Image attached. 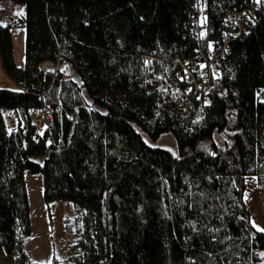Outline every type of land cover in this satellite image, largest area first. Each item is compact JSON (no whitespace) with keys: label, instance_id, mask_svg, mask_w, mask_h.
Here are the masks:
<instances>
[{"label":"trees","instance_id":"obj_1","mask_svg":"<svg viewBox=\"0 0 264 264\" xmlns=\"http://www.w3.org/2000/svg\"><path fill=\"white\" fill-rule=\"evenodd\" d=\"M13 1L25 13L0 25L1 64L19 87L0 90L2 258L38 264L26 250V176L42 174L49 216L56 202L73 211L66 263L53 264H264L245 197L251 178L264 192V20L230 44L208 104L184 94L176 61L221 47L226 12L254 0ZM196 3L201 43L190 33ZM13 28L26 31L24 68ZM47 108L54 129L37 134L31 112ZM137 129L152 141L172 133L178 153Z\"/></svg>","mask_w":264,"mask_h":264},{"label":"rangeland","instance_id":"obj_2","mask_svg":"<svg viewBox=\"0 0 264 264\" xmlns=\"http://www.w3.org/2000/svg\"><path fill=\"white\" fill-rule=\"evenodd\" d=\"M25 13L23 5L14 2L13 0H0V25L6 26L14 24L17 19L23 15L17 13ZM12 37L15 46V62L18 66L25 64V40L26 31L23 28H13ZM60 69L63 76L67 80L79 82L78 76L69 66H63ZM44 72L56 73L58 66L52 63H45L42 66ZM0 89L15 91V85L6 76L0 62ZM42 110H33L31 116L33 122H40L39 129H45ZM11 111L7 112L9 124L13 126ZM10 117V118H9ZM142 134L141 130L137 129ZM145 142L153 148H162L176 155L178 153L177 143L172 133L162 135L158 140L152 141L146 135L142 134ZM219 143L220 140L217 137ZM27 193L30 203L32 234L27 240L26 250L34 263L38 264H53L54 258L60 260L61 263H66L67 255L64 250L65 231L64 218L68 213L73 216L72 210H67L62 203L54 204L48 213V206L43 198V176L42 174H27L26 176ZM246 203L252 212V222L258 230L264 228V192L262 193L258 186V179L254 178L249 181V188L246 185ZM62 206V208H61ZM52 210V211H51ZM53 214V217H52ZM259 231V230H258ZM0 264H8L6 259H3L0 252Z\"/></svg>","mask_w":264,"mask_h":264},{"label":"built area","instance_id":"obj_3","mask_svg":"<svg viewBox=\"0 0 264 264\" xmlns=\"http://www.w3.org/2000/svg\"><path fill=\"white\" fill-rule=\"evenodd\" d=\"M193 12L190 33L194 39L201 43L204 39L203 26L205 23L201 5L196 3ZM261 20H264V0H254L247 7L229 10L225 16L226 31L222 38L221 47H210L208 52L200 49L193 60L176 58L180 65L177 77L185 83L184 94L208 104L214 90V75L222 63L227 60L230 44L243 35H247L250 28ZM42 117L46 125L44 130L52 131L54 129L53 111L50 108L45 109ZM35 126L37 134H40L42 130L39 129L40 122L38 120H36Z\"/></svg>","mask_w":264,"mask_h":264},{"label":"crops","instance_id":"obj_4","mask_svg":"<svg viewBox=\"0 0 264 264\" xmlns=\"http://www.w3.org/2000/svg\"><path fill=\"white\" fill-rule=\"evenodd\" d=\"M14 41V40H13ZM25 43H26V40H25ZM14 57H15V46H14ZM0 62H1V60H0ZM2 65V64H1ZM18 66V65H17ZM18 67H20V68H24L25 67V64H24V66H18ZM3 68V67H2ZM7 76V75H6ZM8 77V76H7ZM9 78V77H8ZM12 81V80H11ZM12 83H13V85H15V91H19V87L12 81ZM0 90H2V89H0ZM15 124V123H14ZM13 124V125H14ZM257 178V177H256ZM251 179H254V178H251ZM250 179V180H251ZM258 179V178H257ZM57 203H60L61 205H62V202H56V203H53V204H51V208H52V206L54 205V204H57ZM61 208H62V206H61ZM52 211V210H51ZM52 217H53V214H52Z\"/></svg>","mask_w":264,"mask_h":264},{"label":"snow or ice","instance_id":"obj_5","mask_svg":"<svg viewBox=\"0 0 264 264\" xmlns=\"http://www.w3.org/2000/svg\"><path fill=\"white\" fill-rule=\"evenodd\" d=\"M17 15H23V13L20 12V13H17ZM254 226H255V225H254ZM258 230L261 231V232H264V228H259Z\"/></svg>","mask_w":264,"mask_h":264}]
</instances>
